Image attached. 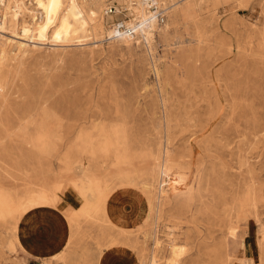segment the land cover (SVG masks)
Instances as JSON below:
<instances>
[{"label":"rangeland","instance_id":"obj_1","mask_svg":"<svg viewBox=\"0 0 264 264\" xmlns=\"http://www.w3.org/2000/svg\"><path fill=\"white\" fill-rule=\"evenodd\" d=\"M131 1L140 19L142 0H0V264H25L19 219L67 189L75 241L45 264H95L107 242L138 264H264V0H162L157 33L107 40L103 8ZM122 187L148 211L114 234Z\"/></svg>","mask_w":264,"mask_h":264},{"label":"crops","instance_id":"obj_2","mask_svg":"<svg viewBox=\"0 0 264 264\" xmlns=\"http://www.w3.org/2000/svg\"><path fill=\"white\" fill-rule=\"evenodd\" d=\"M83 202L76 190L67 189L60 195L59 205L39 207L23 214L16 230L17 257L25 264H45L62 254L75 241L77 231L68 216L78 210ZM147 211L146 196L140 189L122 187L107 196L101 217L112 226L110 228L115 234L140 227ZM107 243L100 255L97 250L95 264H138L136 255L129 247L107 246Z\"/></svg>","mask_w":264,"mask_h":264},{"label":"built area","instance_id":"obj_3","mask_svg":"<svg viewBox=\"0 0 264 264\" xmlns=\"http://www.w3.org/2000/svg\"><path fill=\"white\" fill-rule=\"evenodd\" d=\"M142 1L146 14L143 20H135L128 15L129 10L120 8L114 3L106 5L102 13L109 31L106 36L107 40H114L120 37H140L142 29L149 26L152 27V33L155 34L166 25L171 6L161 0Z\"/></svg>","mask_w":264,"mask_h":264},{"label":"bare ground","instance_id":"obj_4","mask_svg":"<svg viewBox=\"0 0 264 264\" xmlns=\"http://www.w3.org/2000/svg\"><path fill=\"white\" fill-rule=\"evenodd\" d=\"M119 1H121V0H119ZM162 1V0H161ZM172 1H174V0H172ZM171 1V2H172ZM177 1H180V0H177ZM186 1V0H185ZM198 1V0H197ZM116 2H118V0H116ZM163 3H165V4H168V5H170L171 6V8H170V12H171V10L173 9V4H171V3H168L169 2V0H168V2H164V1H162ZM19 3V2H18ZM84 3V2H83ZM175 3H177V2H175ZM186 3H189V1H187ZM130 4H132V1L130 2ZM182 4V3H181ZM180 6V5H179ZM178 6V7H179ZM188 6V5H187ZM93 7V6H92ZM106 7V6H105ZM104 7V8H105ZM17 8V7H16ZM104 8H103V10H104ZM187 8L188 7H185V5L184 6H182L181 8H180V10L179 11H181V12H183L184 14H187ZM22 9V8H21ZM126 10H129V12H128V15L129 16H131V15H133V13L134 14H136V12H137V6L136 5H134V4H132V5H129L128 6V8H125ZM189 9V8H188ZM197 9V8H196ZM79 10L82 12V13H84V14H86V12H88V14H87V18H88V20L90 21V22H93L94 21V19H95V12H93V11H85L84 10V8L82 7V6H80L79 5ZM20 11V10H19ZM178 11V12H179ZM21 12V11H20ZM18 13L17 11H15L14 13H13V16H11V20H17V15H19V14H21V13ZM103 12V11H102ZM169 12V13H170ZM193 13V12H192ZM145 16H146V14H141V17H140V19L139 20H143L144 18H145ZM181 16V15H180ZM132 17V16H131ZM187 18V17H186ZM189 18V17H188ZM194 18V17H193ZM135 20H138L137 18H134ZM5 15H3V27H0V33H3V31L5 30ZM13 23L11 22V25H12ZM94 24V23H93ZM93 24H91V26H90V30H88V31H86V33L87 32H89L90 31V33H91V31H93L94 30V27H93ZM14 25V24H13ZM151 29H152V27L151 26H149L148 28H145V29H142V31H141V35L143 36V37H145L146 39H148L149 38V36H150V32H151ZM85 33V34H86ZM14 37H15V39L17 40V41H13V43L15 44V46L20 50L21 48H23L24 46H25V44H24V42H28L29 40H27L25 37H18L17 36V34L16 33H14ZM117 39H119V40H121V41H123V42H126V43H130V41H131V37H120V38H117ZM69 40L67 39L65 42L67 43ZM32 43H35V44H43V43H40V42H34V41H31ZM52 46H60V45H62V44H64V43H59V42H57V43H50ZM27 47V46H26ZM17 54V53H16ZM3 55H4V50L2 49V48H0V60L2 59V57H3ZM18 55V54H17ZM6 58V57H5ZM164 176H165V174H164ZM167 176V175H166ZM33 194V193H32ZM34 197V196H33ZM255 198V197H254ZM25 199H26V197H25ZM24 199V200H25ZM27 200V199H26ZM29 200V199H28ZM25 202V201H24ZM254 204V203H253ZM228 236V235H227ZM228 238V237H227ZM170 248V247H169ZM182 252H183V250H179V248H178V246H175V245H172L171 246V253L173 254V256L177 259L181 254H182ZM173 263H174V261H173Z\"/></svg>","mask_w":264,"mask_h":264}]
</instances>
